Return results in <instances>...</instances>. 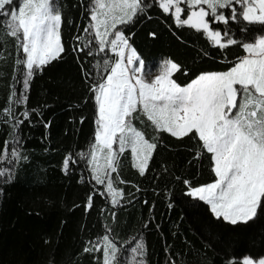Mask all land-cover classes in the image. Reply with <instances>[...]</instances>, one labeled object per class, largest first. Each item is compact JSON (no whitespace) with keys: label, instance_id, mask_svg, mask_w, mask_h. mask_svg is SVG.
Segmentation results:
<instances>
[{"label":"trees","instance_id":"1","mask_svg":"<svg viewBox=\"0 0 264 264\" xmlns=\"http://www.w3.org/2000/svg\"><path fill=\"white\" fill-rule=\"evenodd\" d=\"M56 2L64 17L60 29L64 51L34 75L27 103L13 104L19 119H24L26 108L35 113L19 130L13 128L11 114H0V150L5 140L13 141L15 132L20 140L15 146L26 157L13 165L10 182L0 181V264H99L101 252L87 253L83 248L93 247L105 234L118 246L142 236L147 264H229L230 260L240 264L245 256L263 257L264 211L247 224L214 218L210 206L186 195L188 187L182 183L212 182L211 154L201 151L198 139L157 133L144 116L132 123L157 144L145 174L134 167L131 149L125 148L118 153L117 172L111 174L113 187L123 190L120 205L113 206L108 195L98 194L106 193L105 187L92 179L90 156L81 159L80 154L91 152L95 143L97 104L90 85L101 79L102 61L108 57L98 53L96 43L90 45L92 56L87 55L88 48L74 51L92 38L83 31L91 23L89 0ZM5 21L0 16V110L8 105L12 90H22V69L14 65L17 42L5 34ZM245 23L230 21L217 27L246 41L261 26L251 25L249 32L241 33ZM123 31L126 36L134 34L129 43L143 59L145 73L171 59L181 66L172 75L181 86L200 72L227 71L246 55L239 46H212L202 30L177 27L172 16L155 5ZM154 136H158L155 141ZM197 151H201L198 159ZM69 154L76 163L65 173L62 162ZM90 194H94L93 207L86 212Z\"/></svg>","mask_w":264,"mask_h":264},{"label":"snow or ice","instance_id":"2","mask_svg":"<svg viewBox=\"0 0 264 264\" xmlns=\"http://www.w3.org/2000/svg\"><path fill=\"white\" fill-rule=\"evenodd\" d=\"M89 4L91 23L83 31L92 38L83 47L78 44L74 51L84 52L88 48L87 55L92 56L90 45L96 43L98 53L108 57L102 61L101 79L90 85L98 108L95 143L91 152L80 154L81 159L91 156L92 179L98 185H106L107 192L98 194L110 195L113 206H119L123 199V190L114 189L111 177L118 165L114 144L119 145V153L130 147L136 160L134 167L145 174L157 144L146 139L132 123L144 116L157 133L166 132L177 139H198L201 151L211 154L215 179L197 186L183 180L188 187L186 195L205 202L214 218L232 225L256 219L264 211V0H89ZM154 5L171 15L177 27L202 30L212 46H239L246 55L227 71L200 72L183 86L172 79L181 66L168 59L162 62L159 75L146 80L144 61L129 43L134 34L126 36L123 28ZM0 16L6 18L5 34L17 42L14 65L22 69V90H12L8 105L0 114H11L15 120L13 128L19 130L35 110L26 108L22 113L24 119H19L14 116L13 104L27 103L34 75L64 51L60 32L64 17L56 0H0ZM230 21L246 22L239 29L241 33L249 32V26L254 24L261 29L241 41L233 38L230 30L222 32L217 27ZM151 35L154 37L155 33ZM111 54H115L114 59ZM184 74L187 75L186 69ZM48 126L46 123L45 127ZM157 139L158 136L152 137L153 141ZM19 143L14 132L13 141L5 140L0 150V181L4 183L12 180L13 165L26 160L15 146ZM97 149L106 150L104 167L109 171L104 176L95 165ZM201 151L195 153L197 159ZM75 163L69 154L62 162V170L67 173L69 165ZM94 194L87 197L86 212L93 207ZM112 215L115 217V212ZM110 231L106 229V233ZM126 245L118 246L105 234L93 247L86 244L83 251L101 252L99 264H147L142 236L133 237ZM240 264H264V258L244 257Z\"/></svg>","mask_w":264,"mask_h":264},{"label":"rangeland","instance_id":"3","mask_svg":"<svg viewBox=\"0 0 264 264\" xmlns=\"http://www.w3.org/2000/svg\"><path fill=\"white\" fill-rule=\"evenodd\" d=\"M109 2H110V0H105V3H109ZM15 6L18 7V4L15 5ZM236 7H237V9L240 8L239 5H237ZM118 27H119V26H118ZM101 30H103V29H101ZM126 52H127V50H126ZM165 61H166V60H165ZM160 70H161V67H159L157 70H155L154 72H152V73H150V74H147V73H145V71H144V78H145L146 80L150 81V80L154 79L156 75H159V74H160ZM138 75H140V73H138ZM97 111H98V108H97ZM125 148H130V147L126 146ZM113 149L116 150L117 153H119V152H118V149H119V145H118V144H114V145H113ZM130 149H131V148H130ZM91 151H92V149H91ZM105 157H106V150H100V149H97V159H96V161H95V165H96V167L99 169L100 174H101L102 176H104V175L109 171L108 169H106V168L104 167V165H105V163H106V159H105ZM90 159H91V156H90ZM133 159H134V163H136V160H135L134 157H133ZM91 169H93V165H92V164H91ZM92 173H93V171H92ZM104 187H105V191L107 192L106 185H104ZM114 189H115V188H114ZM115 190H116V189H115ZM116 191L119 192L118 190H116ZM108 196H109V198H111L110 195H108ZM118 198H119V197H118ZM245 257H249V256H245ZM251 258H252V257H251ZM260 258H264V256H263V257H260ZM260 258H257V259L252 258V259H253V260H258V259H260Z\"/></svg>","mask_w":264,"mask_h":264}]
</instances>
